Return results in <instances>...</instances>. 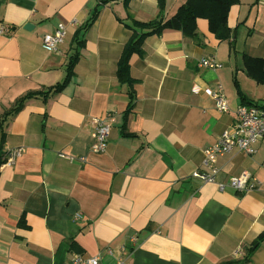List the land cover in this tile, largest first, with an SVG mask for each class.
<instances>
[{"label":"crops","instance_id":"1","mask_svg":"<svg viewBox=\"0 0 264 264\" xmlns=\"http://www.w3.org/2000/svg\"><path fill=\"white\" fill-rule=\"evenodd\" d=\"M184 2L166 0L165 17ZM125 3L0 0V30L7 29L0 32V149L25 147L0 167V264H76L75 254L99 256V264H225L243 260L249 247L251 257L234 264H264V241L257 243L264 231V138L252 155L236 149L217 160V182L247 171L259 181L255 189L221 190L194 176L209 171L205 149L236 121L242 100L235 81L248 101L264 106V83L247 74L243 59L264 58V0L231 6L230 40L217 38L204 17L197 38L170 28L147 36L144 53L130 59L131 109V87L117 77L132 35L126 23L156 18L159 2ZM96 8L70 82L49 92L65 80L74 35ZM61 24L64 42L45 49L43 36ZM201 58L221 66L201 68ZM218 84L225 112L207 93ZM31 91L49 94L7 113ZM108 112L116 122L106 151L95 153L93 119Z\"/></svg>","mask_w":264,"mask_h":264},{"label":"trees","instance_id":"2","mask_svg":"<svg viewBox=\"0 0 264 264\" xmlns=\"http://www.w3.org/2000/svg\"><path fill=\"white\" fill-rule=\"evenodd\" d=\"M127 6L129 0H125ZM159 2V13L154 19L143 21L131 18L130 23H126L127 27L132 30V35L129 41L125 44L122 54L119 58L117 64V77L121 83H126L130 85L129 96L130 104L129 109L132 108L134 101V91L132 89V84L134 79L130 74V59L134 53L143 54V43L147 36L152 34L160 35L165 29H177L181 30L184 35L197 38V19L199 17L207 18L209 21L210 30L219 38L220 40H230L233 37L234 32L228 25V15L229 10L232 5L237 4L240 0H186L177 10V12L169 18L165 17L166 0H158ZM98 8L95 9L91 17L77 29L74 35V42L76 43L75 54L71 57L69 65L67 67V76L65 80L57 85L50 87L49 92H59L64 89V87L70 82L73 69L76 61L80 58V49L84 47L85 31L93 24L98 15ZM231 47L234 49L235 44L231 43ZM244 67L249 76L254 78L258 83H264V58L254 57L244 54ZM236 86L239 90V96L242 100L243 105L256 104L252 101H248L247 97L241 92L237 81H235ZM49 92L43 91H31L26 95L22 96L16 101V103L10 108L7 113H15L19 111L26 99L32 96H47ZM1 128V125H0ZM5 154L0 149V167L4 162ZM21 224H24L21 221ZM264 241V231L258 236L257 243ZM255 248L249 247L247 249V254L243 260H234L226 262L225 264H234L239 261L245 262L251 257Z\"/></svg>","mask_w":264,"mask_h":264},{"label":"built area","instance_id":"3","mask_svg":"<svg viewBox=\"0 0 264 264\" xmlns=\"http://www.w3.org/2000/svg\"><path fill=\"white\" fill-rule=\"evenodd\" d=\"M0 32H7L6 28H2ZM67 34V26L61 24L53 33H47L43 36L42 45L49 51H55L64 42ZM201 68L215 69L221 66V63L213 58H201L198 61ZM207 93L215 100L218 110L225 112L229 110V103L224 94L223 86L218 84L217 87L207 88ZM116 122V115L108 112L104 116L93 119V144L91 150L95 153L105 152L111 128ZM264 138V106L259 104L240 105L236 121L232 127L225 129L217 139V141L208 146L204 151L203 164L209 171H196L194 176L203 182H217L219 168L217 160L221 155L231 152L232 150L244 151L248 154L256 152V143ZM25 151L24 146H19L9 150L5 154V160L2 165H12L15 159ZM70 160L74 158L70 155L61 154ZM80 161H86V157L81 156ZM1 165V166H2ZM221 190H225L227 186L239 191H250L259 185V181L251 173L244 171L238 175L232 176L228 183L217 182ZM81 217L79 213L75 214V218ZM125 250V247H122ZM239 250H237V253ZM112 253V248L108 249ZM100 257L94 256L85 258L79 254H75L73 262L76 264H99ZM119 263H123V258H119Z\"/></svg>","mask_w":264,"mask_h":264},{"label":"water","instance_id":"4","mask_svg":"<svg viewBox=\"0 0 264 264\" xmlns=\"http://www.w3.org/2000/svg\"><path fill=\"white\" fill-rule=\"evenodd\" d=\"M33 27V25H32V23H27V24H25V26H24V28L25 29H31Z\"/></svg>","mask_w":264,"mask_h":264}]
</instances>
